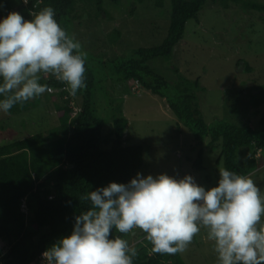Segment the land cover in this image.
I'll use <instances>...</instances> for the list:
<instances>
[{
  "label": "trees",
  "instance_id": "trees-1",
  "mask_svg": "<svg viewBox=\"0 0 264 264\" xmlns=\"http://www.w3.org/2000/svg\"><path fill=\"white\" fill-rule=\"evenodd\" d=\"M168 1L170 9L167 0H43L39 4L30 0L28 5L18 0H0L3 4L0 16L15 10L30 19L31 11L51 6L70 35L95 42L87 46L83 37L78 38L88 51L92 53L99 43L112 48L108 56L104 50L99 51L104 52V57L97 56L94 62L100 65L99 72L93 70L86 58L87 88L75 96L68 94L65 83L51 74H42L40 82L56 91L45 92L23 105H14L8 113L3 112V116L12 117L36 108L41 102H50L57 125L47 133L29 136L0 126L4 140L0 146V244H4L0 246V255L6 250L0 264H37L38 256L46 248L61 236L71 234L74 217L88 208V202L80 199L82 194L109 182L127 183L144 166L143 147L129 143L126 132L129 120L122 105L109 102V111L103 115L99 112L96 98L99 81L110 79L113 86L132 81L137 85L135 92L141 89L159 96L176 119L177 128L184 125L200 146L192 162L197 171L204 169L203 147L219 148L216 163L238 174L254 175L264 165V81L249 86L240 99L227 98L222 103V114L218 117L208 114L211 117L206 120L199 96L205 87L198 78L180 72L177 65L170 67L175 46L185 35L186 22L200 21L199 12L209 3L225 12L235 9L237 15L241 11L256 12L264 19V0ZM141 4L147 10L154 7L155 13L167 18L168 27L162 40L129 51L125 49L122 25L113 26L102 35L96 31L100 19L106 21V26L116 20L121 24L123 20L132 25L140 23L133 22V18ZM151 19L150 23L156 26L159 19ZM81 26L85 28L82 31ZM157 64L166 65V69L162 68L166 72H158ZM247 69L253 70V66ZM23 201L28 209L26 215L20 208ZM113 234L128 241L134 236L115 231ZM135 236L141 239L133 245L137 249L134 264H186L180 253H153L143 232Z\"/></svg>",
  "mask_w": 264,
  "mask_h": 264
},
{
  "label": "clouds",
  "instance_id": "clouds-1",
  "mask_svg": "<svg viewBox=\"0 0 264 264\" xmlns=\"http://www.w3.org/2000/svg\"><path fill=\"white\" fill-rule=\"evenodd\" d=\"M30 17L15 10L0 16V112L50 92L42 74L65 83L70 96L87 88V53L60 25L55 9L44 6ZM80 199L89 206L74 217L71 234L46 248L37 264H134L137 249L114 231L140 230L153 253L175 255L201 229L213 242L216 264H264V194L248 175L219 168L217 185L206 189L190 174L138 172ZM20 208L28 213L25 201Z\"/></svg>",
  "mask_w": 264,
  "mask_h": 264
},
{
  "label": "rangeland",
  "instance_id": "rangeland-1",
  "mask_svg": "<svg viewBox=\"0 0 264 264\" xmlns=\"http://www.w3.org/2000/svg\"><path fill=\"white\" fill-rule=\"evenodd\" d=\"M210 5L211 3L200 10V21L189 19L186 22L185 35L175 46V54L170 60V67L177 65L180 72L191 78H198L205 87L204 91L199 92V96L206 120L211 117H208V114H212L213 117H218L220 112L222 114V103L227 98L240 99L246 95L249 86L257 81H264V19H261L256 12L241 11L242 13L237 15L235 9L225 12ZM169 7L170 2L167 0V8L170 9ZM147 9L145 4L139 6L137 16L133 18V22L140 21L136 25L127 24L126 20H123L121 24L116 20L106 26V21L100 19L96 31L102 35L110 31L113 26L122 25L125 49L129 51L138 46L157 43L158 39L162 40L166 34L168 20L155 13L154 7ZM224 12L227 14L226 17ZM151 18L159 19L156 26L150 23ZM83 29L85 28L81 26L80 31ZM82 37L78 35L79 39ZM82 42L85 45L89 43V46L95 44L92 39L90 41L84 39ZM97 45L92 53L87 50V46L83 47L87 52L88 63L95 72L101 70L98 63L94 64L98 60L96 57H104V52L108 56L112 49L104 44ZM100 50L104 52L100 53ZM117 51L118 49L115 48V52ZM240 59L242 61L237 64ZM245 62L248 64L245 65ZM248 66H253V70L249 71ZM155 67L158 72L167 68L166 65L160 64ZM113 85L110 79L99 81V90L96 95L99 101L97 108L103 115L109 111V102L122 105L124 114L129 120L126 128L130 137L129 143L141 145L144 150V166L139 173L153 176L166 173L179 177L190 174L206 189L217 184L219 168H223L222 163H216L219 148L203 147L204 169L197 171L192 162L197 157L200 146L196 144L184 125L181 124L179 129L177 128L176 119L162 99L145 93L141 89L138 93L135 92L137 85H134L132 81H126L124 85L123 83ZM51 104L41 102L36 108H30L12 117L3 116L4 113L0 112V126L9 127L25 136L47 133L49 129L57 125L54 118L55 111L49 107ZM1 136L3 135H0V146L4 143ZM248 176L264 194V165L259 166L254 175ZM140 232L142 231L134 230V234L132 233L134 236L129 239L131 246L141 239L135 236ZM180 255L186 264H216L213 242L207 239L205 229H201L194 236L186 251Z\"/></svg>",
  "mask_w": 264,
  "mask_h": 264
}]
</instances>
